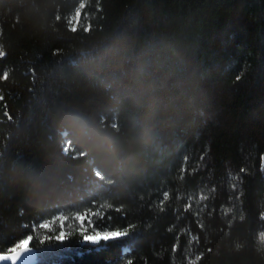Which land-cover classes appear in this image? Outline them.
<instances>
[{
	"label": "trees",
	"instance_id": "trees-1",
	"mask_svg": "<svg viewBox=\"0 0 264 264\" xmlns=\"http://www.w3.org/2000/svg\"><path fill=\"white\" fill-rule=\"evenodd\" d=\"M0 50V253L264 264V0H0Z\"/></svg>",
	"mask_w": 264,
	"mask_h": 264
},
{
	"label": "snow or ice",
	"instance_id": "snow-or-ice-1",
	"mask_svg": "<svg viewBox=\"0 0 264 264\" xmlns=\"http://www.w3.org/2000/svg\"><path fill=\"white\" fill-rule=\"evenodd\" d=\"M6 55V53L2 50H0V58H3ZM4 77H7V73L4 74ZM237 80L240 79L239 76L236 77ZM168 198V193L165 192L164 193V199L166 200ZM63 219L67 220L68 217H64ZM77 219L83 224L86 222V219L84 216L80 215L77 217ZM244 217L241 216V220H243ZM89 223H91L90 221H87ZM41 227L43 228H48V224H43L41 225ZM129 235V229L126 227L124 228V230H108V229H104L102 231L100 230H95V227H93V231L91 234H87L84 235L82 238V243H87L90 244L92 246H100L102 244V242H115L117 240H119L120 238H124L127 237ZM261 239H264V234H262ZM33 240V237L31 235H29L27 237V239H22L19 243V245H17L16 247H13L11 249V252L16 254V258L19 259L21 253L23 254H28L31 251H33L32 248L30 247H26L30 241ZM55 240L57 242H63L65 240V233L64 231H60L59 235L55 236ZM17 249H19V252L17 251ZM209 252L211 251V249L208 250ZM197 259H200L199 257H197ZM0 260H7V257H0ZM129 264H131V262H129Z\"/></svg>",
	"mask_w": 264,
	"mask_h": 264
},
{
	"label": "water",
	"instance_id": "water-1",
	"mask_svg": "<svg viewBox=\"0 0 264 264\" xmlns=\"http://www.w3.org/2000/svg\"><path fill=\"white\" fill-rule=\"evenodd\" d=\"M26 247H30L29 244ZM31 248V247H30ZM19 252V249H17ZM0 257H7V260H0V264H33L34 262V250L28 254L21 253L20 258H16V254L12 253L11 251L6 253H0Z\"/></svg>",
	"mask_w": 264,
	"mask_h": 264
},
{
	"label": "rangeland",
	"instance_id": "rangeland-1",
	"mask_svg": "<svg viewBox=\"0 0 264 264\" xmlns=\"http://www.w3.org/2000/svg\"><path fill=\"white\" fill-rule=\"evenodd\" d=\"M73 19H74V21H76V19H77V15L75 14L74 16H73ZM80 216V215H79ZM83 216V215H82Z\"/></svg>",
	"mask_w": 264,
	"mask_h": 264
}]
</instances>
